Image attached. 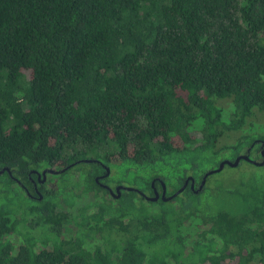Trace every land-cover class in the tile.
Returning a JSON list of instances; mask_svg holds the SVG:
<instances>
[{"label":"trees","instance_id":"16d2710c","mask_svg":"<svg viewBox=\"0 0 264 264\" xmlns=\"http://www.w3.org/2000/svg\"><path fill=\"white\" fill-rule=\"evenodd\" d=\"M256 113L264 0H0V264H264V178L167 202L96 181L171 197L226 152L262 160ZM44 168L67 171L32 200Z\"/></svg>","mask_w":264,"mask_h":264},{"label":"rangeland","instance_id":"374dc122","mask_svg":"<svg viewBox=\"0 0 264 264\" xmlns=\"http://www.w3.org/2000/svg\"><path fill=\"white\" fill-rule=\"evenodd\" d=\"M220 106L225 109V119H228L229 117H231V114H232L231 112L233 111V107H234L232 102L227 101V100L222 101V102H220ZM240 133L251 134L255 138H258L260 136H264V113H256L255 116L252 117L250 122L246 125V127ZM240 133H236V134L235 133H232V134L229 133L228 134L229 136L221 139V141L219 143V148L222 146L235 144L236 139ZM178 144H181V143L178 142L177 145ZM238 157H240V156H235L232 151L226 152L219 158V160H217V163L216 162H206V163L201 164L200 165L201 168L199 169V171L201 172V174H203V173L207 174L213 170H216L223 161L234 162V161H236V159ZM254 158L256 159L257 156ZM256 161L262 162V160H259V161L256 160ZM250 176H258V177L264 178V166L263 167H257V166L250 164V163H242L241 166L238 168L226 166L221 173L214 174L210 177V180L208 182V187L209 186H210V188H216V187H221V186H223L225 188L226 187H232V186L236 185L237 183H239V181H241L243 178L250 177ZM14 192L15 191H13V190L9 191V193H8L9 197L8 198L7 197L4 198V197L0 196V202H1V200H2L1 203L7 202V199L12 200ZM211 196H212L211 193H207V195L204 197V200L207 202L210 201ZM19 203L23 204V202H19ZM19 203L14 202V205L18 206ZM11 204H13V203L11 202ZM11 207L13 208L14 206H11ZM149 208L150 209H159V208H161V206L160 205L149 206ZM194 231H195V228L191 227V226H190V228H186L183 230V232L185 234L193 233ZM34 235L37 236V238H39V237L43 236L44 233H43V231L39 230V231L34 232ZM112 236H113V238H115L114 241H116L117 243H119L122 240L120 236H115V235H112Z\"/></svg>","mask_w":264,"mask_h":264},{"label":"flooded vegetation","instance_id":"af4514ba","mask_svg":"<svg viewBox=\"0 0 264 264\" xmlns=\"http://www.w3.org/2000/svg\"><path fill=\"white\" fill-rule=\"evenodd\" d=\"M248 153L250 154L251 152H250V150L248 151ZM263 153H264V147H262V144L260 143V155H261V157H262V160H263ZM253 159V158H252ZM254 160V159H253ZM254 161H256V160H254ZM257 162V161H256ZM101 166H102V168L104 169V173L102 174V175H100V176H98L97 178H96V181H97V183L102 187V188H104V189H106L110 194H111V196L113 197V198H117L116 200H119V199H121V197H122V193L124 192V191H128L126 188H130V187H128V186H126V185H122V184H113L112 186H110V185H108V184H105V183H103L102 182V180H106V179H108L111 175H112V170H111V168L110 167H107V166H105V165H103V164H100ZM109 169L110 170V172H109V174H108V176H107V171H106V169ZM65 170V169H64ZM44 171H46L47 173H46V177H44L43 176V172ZM63 171V170H62ZM67 171V170H66ZM61 171H54V170H52L51 168H44V169H42L40 172H35L36 174V180H32V189H33V192H34V195L32 194V193H30L25 187H23L24 188V190L26 191V193L28 194V196L32 199V200H40V201H42L43 200V195H42V193L40 192V190H39V187L41 186H44L47 182H48V175L49 174H51V175H53V176H58V174H61L60 173ZM65 172V171H64ZM63 173V172H62ZM191 176H188L187 177V179H186V181L190 178ZM203 178H204V176H202L200 179H198V181H196L195 180V188H194V190H192L191 189V181L189 182V184H188V186H187V188L186 189H190V190H192L193 192H196V191H198V189H199V187H200V185H201V183H202V180H203ZM186 181H185V183H186ZM185 183H184V185H185ZM206 184H207V182H206ZM49 186H51L50 184H49ZM118 188H120L121 189V196H120V198L119 197H117V189ZM153 188V190H152V196H149V195H146L147 197H153V196H155V189L157 190V192L159 193V195L160 196H162V194H163V190H162V188H161V190H159V189H157L156 187L154 188V187H152ZM134 189V188H133ZM167 189H168V191H167V195H168V193H169V188L167 187ZM141 192V191H140ZM140 194V193H139ZM141 195V194H140ZM143 197V196H142ZM144 198V197H143ZM146 199V198H145ZM147 200V199H146ZM160 200H162L161 198H160Z\"/></svg>","mask_w":264,"mask_h":264},{"label":"water","instance_id":"95a60500","mask_svg":"<svg viewBox=\"0 0 264 264\" xmlns=\"http://www.w3.org/2000/svg\"><path fill=\"white\" fill-rule=\"evenodd\" d=\"M262 147H264V143L263 142H262ZM242 161H247V162H249V163H251V164H253L255 166H258V167H263L264 166V153H263V160H262V162H256V161H254L253 159L250 158L249 155H242V156L238 157L236 159V161H234V162L223 161L216 170H213V171L205 174V176H204V178L202 180V183H201L198 191H196L195 193H199V192H201L204 189V187L206 185V182H207V179L210 176H212L214 174H217V173H221L226 166L238 167L241 164ZM84 162L89 163V162H91V160H84ZM71 166H73V165H71ZM66 170L67 169L61 171L60 173L66 171ZM106 171H107V176H108L110 170L107 168ZM4 173H8L12 177V173H11L10 168L6 167V168L0 170V175H3ZM46 173H47L46 171L43 172V176L44 177H46ZM190 181H191V184H192L191 185V189L194 190V188H195V179L193 177H190L186 181L185 185L176 194H174L171 197H167V191H168L167 185L164 182H162V181L160 182L161 187H162V190H163L162 196L159 195V193L157 192L156 189H155V196H153V197H147L143 192H140V191H138L136 189H133V188H126V189L128 191H137V192H139L141 194V196H143L144 198H146L148 201H151V202H158L160 200V198L164 202H167V201H171L173 198H175L178 195H180L181 193H183L186 190V188H187V186H188V184H189ZM152 187L155 188V182H153ZM116 192H117V194H116L117 197L120 198V196H121V189L118 188Z\"/></svg>","mask_w":264,"mask_h":264}]
</instances>
